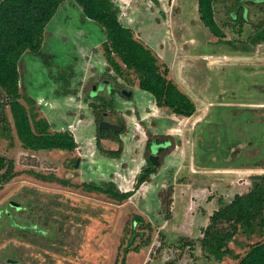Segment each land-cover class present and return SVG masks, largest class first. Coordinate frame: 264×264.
Listing matches in <instances>:
<instances>
[{
  "label": "rangeland",
  "instance_id": "obj_1",
  "mask_svg": "<svg viewBox=\"0 0 264 264\" xmlns=\"http://www.w3.org/2000/svg\"><path fill=\"white\" fill-rule=\"evenodd\" d=\"M113 2L120 22L151 49L160 69H167V79L193 102L195 112L188 118L176 116L156 106L138 88L133 73L115 76L104 57L99 25L85 21L77 5L65 0L45 28L41 52L21 57L19 87L23 96L34 100V113L49 124L50 131L69 132L76 148L70 152L24 150L6 109L11 138H3L0 131V157L13 161L17 175L0 187V264H8L7 260L18 264H165L170 260L175 264H236L237 259L229 257L220 262L206 259L198 240L219 199L227 202L245 193L250 177L263 175L264 168L235 163L228 149L220 153L221 137L207 140V131L200 130L214 107L230 99H236L239 107L264 108V97L258 92L264 90V43L246 54L217 45L199 19L197 0ZM224 10L215 6L220 21ZM246 17L241 36L235 35L238 27L234 26V32L225 30L226 39L246 41L254 25L264 19V7L251 8ZM231 74L238 79H230ZM103 81H110L118 92L111 96L103 86L91 95L92 88ZM121 90L131 97L120 95ZM20 102L30 110L26 101ZM103 108L100 118L95 109ZM102 121L121 127L118 135L98 139ZM248 132L251 151L243 155L251 156L253 162L264 157V118L260 124L249 125ZM153 140L169 143L157 154V166L149 160ZM117 150L118 158L108 155ZM151 166L146 181L136 186L139 175ZM34 174L53 175L73 185L110 182L118 191L132 195L117 203L104 194L44 182ZM34 199V213L43 217L49 202H59L58 212L54 211L59 215H55L67 216L71 230L68 255L30 240L28 234L25 238L10 226V219L24 215L9 203ZM27 216V221L38 220L33 212ZM137 216L143 223L133 225ZM180 237L192 240L193 248H177ZM262 240L264 234H238L229 248L240 258L250 245Z\"/></svg>",
  "mask_w": 264,
  "mask_h": 264
},
{
  "label": "trees",
  "instance_id": "obj_2",
  "mask_svg": "<svg viewBox=\"0 0 264 264\" xmlns=\"http://www.w3.org/2000/svg\"><path fill=\"white\" fill-rule=\"evenodd\" d=\"M64 1L0 0V131L3 138L10 140V127L6 118V109H8L16 137L24 150L70 152L76 148V143L69 132L53 133L50 131L49 124L34 113V100L23 96L19 87L18 63L21 57L25 53L38 55L41 52L45 28ZM72 1L81 10L85 21L99 25L104 36L102 42L104 57L115 76L122 77L124 74L133 73L138 79V88L149 94L156 106L166 108L176 116L188 118L194 114L193 102L172 81L167 79V69H160L158 59L151 49L135 39L132 29L120 22L119 10L113 0ZM218 4L225 9L224 19L221 21L215 11V6ZM253 7H264V0H197L199 19L208 33L217 39V45L221 44L230 51L245 54L249 53L254 46L264 43V19L254 25V30L246 37V41L239 42L236 37L226 39L225 30L232 29L234 32L233 27L237 26L238 31H235V35L241 36L244 25L247 23L248 11ZM207 51L214 52L213 49ZM232 75L230 79H238L236 76L233 78ZM105 82H108V85H105L107 93L113 96L118 92L112 87L110 81ZM258 92L264 97V90ZM21 99L31 106L30 110H27L20 102ZM236 104V99H230L229 102H225V105L222 103L216 105L213 115L207 119L209 122L201 126L200 132L203 128L207 131L208 135L205 137L207 140H216L215 137H221L217 145L223 147L220 153L228 149L235 163L252 164L255 168L263 169L264 157L250 162L251 156L246 157L243 154L247 150L249 153L251 151L249 148L252 141L248 127L251 124L254 126L260 124L261 118H264V108L252 110ZM108 106H112V103L109 102ZM95 111L100 118L104 117V108L95 109ZM119 130L111 132L98 127V139H106L108 136L114 138ZM153 143L155 145L164 144L157 140H153L151 144ZM165 149L167 148L159 147L158 152L161 153ZM108 153L112 158H118L120 150ZM259 153L260 148L257 154ZM151 172L152 166L147 169L146 173L139 175L136 186L144 183ZM16 175L13 161L0 157V187L9 183ZM34 175L44 182L81 188L89 193L104 194L117 203L126 201L132 195L129 192L118 191L110 182L100 185L85 182L81 185H73L69 180L53 175ZM250 180V187L245 193L234 195L227 202L219 199V207L209 217L208 225L201 230L202 237L198 242L206 259L220 262L229 257L237 259L236 264H264V240L250 245L240 258L235 256L229 248V244L238 234L248 237L264 234V174L254 175L250 177ZM35 201L37 200L34 199L31 203L24 204L9 203V206L18 214L24 215L22 219L20 217L10 219V226L20 231L25 238H28L26 236L28 234L31 237L30 240H35L40 245L68 255L66 248L71 246L72 249V244L67 241L71 239V230L66 224L68 217L57 216L59 215L57 213L59 202H49V207L45 209L43 217L39 212L34 213L37 205ZM63 209L65 211V207ZM31 212L41 222L27 221L26 217ZM142 223V218L138 216L134 217L132 222L133 225ZM176 241L175 246L179 249L193 248L194 242L186 237H180ZM165 264H175V260L167 261Z\"/></svg>",
  "mask_w": 264,
  "mask_h": 264
},
{
  "label": "water",
  "instance_id": "obj_3",
  "mask_svg": "<svg viewBox=\"0 0 264 264\" xmlns=\"http://www.w3.org/2000/svg\"><path fill=\"white\" fill-rule=\"evenodd\" d=\"M108 82H105V81H103V82H101L100 84H99V86H98V88H96V87H93L92 88V93H91V95H95L96 94V92H97V90H102V88H103V86H105V85H108L107 84ZM121 95L122 96H124V97H126V98H130L131 97V93H129V92H127V91H125V90H121ZM98 127L100 128V129H107V130H109V131H111V132H117L118 130H119V127L117 126V125H113V124H110V123H107V122H104V121H102V122H100L99 124H98ZM168 147L169 146V143L168 142H166V143H164V144H162V145H155L153 148V150L154 151H152L151 150V152H152V154L153 155H151L150 157H149V160H150V162L152 163V165H154V166H157V161H156V152L158 151V149H159V147H162V148H165V147ZM151 149H152V146H151ZM8 264H17V262H15V261H11V260H9L8 262H7Z\"/></svg>",
  "mask_w": 264,
  "mask_h": 264
},
{
  "label": "flooded vegetation",
  "instance_id": "obj_4",
  "mask_svg": "<svg viewBox=\"0 0 264 264\" xmlns=\"http://www.w3.org/2000/svg\"><path fill=\"white\" fill-rule=\"evenodd\" d=\"M157 154H159V152H158V151L156 152V154H155V155L157 156ZM151 155H153V154H152V152H150V156H151Z\"/></svg>",
  "mask_w": 264,
  "mask_h": 264
}]
</instances>
